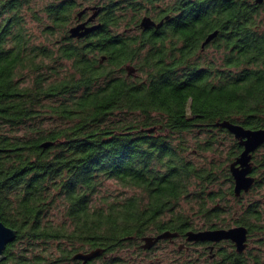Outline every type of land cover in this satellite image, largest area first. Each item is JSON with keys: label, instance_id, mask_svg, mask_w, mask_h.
<instances>
[{"label": "trees", "instance_id": "1", "mask_svg": "<svg viewBox=\"0 0 264 264\" xmlns=\"http://www.w3.org/2000/svg\"><path fill=\"white\" fill-rule=\"evenodd\" d=\"M224 120L264 127V0H0V214L17 230L0 264L96 249L109 264L149 234L237 225L263 244L264 210L243 199L264 144L237 196L244 147ZM109 180L137 192L97 202ZM259 250L211 263L264 264Z\"/></svg>", "mask_w": 264, "mask_h": 264}, {"label": "water", "instance_id": "2", "mask_svg": "<svg viewBox=\"0 0 264 264\" xmlns=\"http://www.w3.org/2000/svg\"><path fill=\"white\" fill-rule=\"evenodd\" d=\"M82 11L80 15L83 13ZM98 14V10L89 17L86 21L77 24L76 26L70 29L71 36L73 37H81L86 35L91 30L98 27V25H89L88 23L92 21ZM162 20L160 22H156L149 16H145L141 20V26L143 28H148L150 26L159 27L162 24ZM217 32L211 33L205 43L209 42L216 36ZM128 73H135V68L132 66H128ZM218 125L226 127L231 133L235 135V137L239 140V143L244 147L243 151L240 155L230 164V171L234 178V191L238 196L242 193V191H249L252 185L255 182V176L252 175L253 171V162L252 155L253 152L256 151L261 145L264 144V127L260 129H251L246 128L245 126L237 123L230 122L228 120H224L219 122ZM50 143L46 142L43 145L48 146ZM174 235L170 231H165L160 235L153 237H145L144 247L152 246L157 240L161 238H168ZM189 240H201V241H212L219 242L222 240H231L235 243L237 249L242 251L247 246L248 239V228L246 226H232L229 228H217V229H205L194 231L190 230L187 232ZM17 237V230L6 225L0 214V263L4 259V252L7 245L14 241ZM101 249L92 250L87 253H77L74 255V258H78L83 260V264H85L88 260L96 257L101 254Z\"/></svg>", "mask_w": 264, "mask_h": 264}, {"label": "flooded vegetation", "instance_id": "3", "mask_svg": "<svg viewBox=\"0 0 264 264\" xmlns=\"http://www.w3.org/2000/svg\"><path fill=\"white\" fill-rule=\"evenodd\" d=\"M83 20L85 19L80 21ZM187 232L188 230L185 232L171 231L174 235L157 240L149 248L143 246L145 241L142 239L139 247L126 246L123 248L125 254L119 256L120 261H112L109 264H212V259H230L231 257L225 252L228 249L231 250V256L240 261L256 258L257 249L249 246L251 239L249 229L248 244L242 251H239L231 240L219 242L189 240ZM159 234L160 232L149 234L148 236L156 237ZM224 243L229 246L223 245ZM250 254H252V257ZM80 264H83V262L80 261ZM85 264H100L99 257L88 260Z\"/></svg>", "mask_w": 264, "mask_h": 264}, {"label": "rangeland", "instance_id": "4", "mask_svg": "<svg viewBox=\"0 0 264 264\" xmlns=\"http://www.w3.org/2000/svg\"><path fill=\"white\" fill-rule=\"evenodd\" d=\"M132 75V74H131ZM264 151V149L262 150ZM205 155L207 157H211L213 156L212 153L210 152H206ZM137 192L134 189H130V188H125L123 187L120 183H118L115 180H109L107 181L104 186L102 187L101 191L96 195L97 198V202H99V199L102 197V195H120V196H127V195H131L133 193ZM259 200L260 202V206L263 208L264 210V185L262 188H258L254 193H251L250 195H246V197L243 199V203L246 205L250 202H252L253 200ZM185 203V202H184ZM61 215L59 213L56 214V218L55 219H60ZM262 237V234L255 232L253 233V235L251 236V239L249 241V246L250 248H255L259 251H261L262 249H264V243L261 244L259 243L260 238ZM223 245H226V243H224ZM118 256H122V254H125L124 251H120L117 253ZM66 264V263H65Z\"/></svg>", "mask_w": 264, "mask_h": 264}]
</instances>
